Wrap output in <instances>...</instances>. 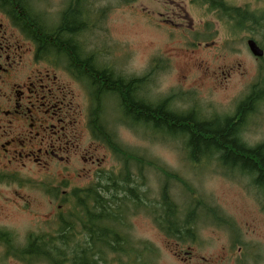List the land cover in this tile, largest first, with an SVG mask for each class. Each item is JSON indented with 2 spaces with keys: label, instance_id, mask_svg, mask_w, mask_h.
Listing matches in <instances>:
<instances>
[{
  "label": "flooded vegetation",
  "instance_id": "flooded-vegetation-1",
  "mask_svg": "<svg viewBox=\"0 0 264 264\" xmlns=\"http://www.w3.org/2000/svg\"><path fill=\"white\" fill-rule=\"evenodd\" d=\"M123 1L132 3L135 0ZM150 1L166 7L158 24L171 29L184 28L187 34L192 31V37H195V41L189 39L192 43L208 47L222 41L227 53L233 40L238 38L246 42L250 51L248 41L253 39L264 50V21L232 20L231 11L236 7L232 0ZM100 2L0 0V264H6L4 259L8 258L16 260L12 261L13 264H59L55 261L56 251L73 248L70 243H57L64 234L60 227L71 224L73 218L86 216L85 211H78L79 192L84 190L87 193L89 186L95 187L101 201L107 192L103 185L105 179L110 176L118 179L125 168L126 157L120 156L119 149L110 146L109 140L113 137L118 140V137L109 123L120 119L130 129L134 125L146 127V120L137 117L132 108L136 106L135 102L148 109L160 104L166 111V96L159 100H153L151 96L152 76L157 69L164 68L166 60L162 57L153 59L152 67L138 74L131 67L132 57L124 59L114 52L88 49L83 37L103 23L104 9ZM257 3L258 7L264 8V0H257ZM172 4H176L178 9L172 8ZM73 12H77L80 18L78 22L75 20L79 26L73 37L75 54L59 50L53 42ZM149 12L146 14L153 21L154 16ZM215 23L224 29L219 37H215ZM240 32L245 35H233ZM255 59L260 61V72L264 56ZM254 85L257 86L255 82L251 83L247 95L255 91ZM80 102L87 106V113L81 111ZM254 105L245 124L238 125V131L244 137L246 126L250 124L249 115L258 113L262 104ZM171 108L180 110L177 106ZM197 108L201 115V108ZM104 128L112 135L106 136ZM213 161L205 160V163L193 165L212 164ZM188 162L191 163L190 160ZM134 168L139 172L136 165ZM224 172L227 176L237 173L248 176L252 186L258 187L254 174L228 167ZM140 173L139 183L142 179L144 182L137 198L131 201H121L118 196L112 198V207L122 216L109 219L118 235L112 239H118L120 234L121 238L109 246L103 244L101 238L102 242L97 243L100 252L95 256L96 264L157 263L149 251L153 245L136 243L130 233L131 216L140 210L151 215L146 175L143 176L142 171ZM164 176L167 183V175ZM77 177L80 178L78 182L83 180L88 185L77 186ZM34 191L47 198V211L34 208V204L40 202ZM189 203L194 212L193 228L197 235V222L206 217L217 227L229 230L230 243L225 250L227 258L231 257L235 247V256L246 247L240 239V231L223 211L197 193L189 197ZM204 204L210 206L206 208ZM209 208L213 209V216ZM29 213L32 214L29 219L33 225L28 223L30 226L21 231L15 229L19 228L17 225L6 221L13 214L17 217ZM67 235L70 239L79 235L81 250L93 246L88 243L84 227L74 235ZM184 254L188 257L182 259L188 261L194 256V251L189 247ZM176 255L182 257L178 253ZM67 263L71 264V261Z\"/></svg>",
  "mask_w": 264,
  "mask_h": 264
},
{
  "label": "rangeland",
  "instance_id": "rangeland-1",
  "mask_svg": "<svg viewBox=\"0 0 264 264\" xmlns=\"http://www.w3.org/2000/svg\"><path fill=\"white\" fill-rule=\"evenodd\" d=\"M232 3L236 7L245 8L247 4L251 9L258 7L257 0H232ZM102 6V25L88 31L83 40L89 50L114 52L124 59L132 57L131 67L138 74L147 72L152 67L153 59L162 57L166 60L164 68L157 69L152 76L153 100L179 93L181 96L173 98L174 107L189 110L192 105L197 104L204 116L214 113L231 115L240 99L248 94L251 83L259 76L260 61L255 59L241 38L233 40L232 48L226 53L222 41L214 42L208 47L202 43L199 46L189 40L193 38L195 41L192 31L189 30L187 34L184 28L160 26L157 21L160 14L165 13L166 7L157 1L135 0L128 3L123 0H101L100 7ZM172 8L178 9V6L172 4ZM149 11L154 16L153 21L146 14ZM213 29L215 37L221 36L224 31L218 23H215ZM80 109L83 113L88 112L83 102H80ZM249 119L245 138L251 144L264 141V103L258 113L249 115ZM109 127L126 149L178 174L210 205L228 215L237 231H240V239L247 248L235 256V247L231 257L227 258L225 250L230 243L229 230L217 227L206 217L197 222V241L179 242L176 238L168 237L159 228L152 214L140 210L129 219L130 233L135 241L150 243L158 250L154 256V262L157 263L154 264H264V196L255 185L252 186L250 177L238 173L227 176L215 162L194 166L188 162L181 140L175 142L159 132L154 133L149 127L134 125L130 129L120 119L112 120ZM144 168L145 185H148L147 197L159 202L166 178L153 167L144 165ZM78 180L79 177L77 182ZM76 185L82 187L88 184L81 180ZM169 190L181 211L180 219H183L191 206L189 197L192 194L175 179L169 182ZM33 193L40 201L34 204V208L47 211V198L41 192ZM14 214L6 221L17 225V231L30 226L28 223L33 225L29 219L31 213L17 217ZM189 247L194 251V256L188 261L183 260V257H188L184 251L189 250ZM177 253L182 257L177 256ZM13 260L16 261L14 258L4 259L6 264H13Z\"/></svg>",
  "mask_w": 264,
  "mask_h": 264
},
{
  "label": "trees",
  "instance_id": "trees-1",
  "mask_svg": "<svg viewBox=\"0 0 264 264\" xmlns=\"http://www.w3.org/2000/svg\"><path fill=\"white\" fill-rule=\"evenodd\" d=\"M78 19H80L79 14L73 12L68 21H66L65 26H63L64 28H60L57 36L54 34V46L59 48V50L71 52L72 54L77 53L73 37L79 27L75 22ZM231 19L237 21H264V8L251 9L249 4L245 8L233 7ZM45 42L51 44L50 41ZM255 83L259 87L254 85L255 91H251L249 95L239 102L237 106L238 112L234 113L237 118H235V115L229 116L220 113L205 117L202 114H198V106L195 104L189 110L171 108L173 98L181 96L179 93V95L172 93L166 97V111H163V106H160V104L152 105L148 109L139 102H135L136 106L132 108L136 112L137 117H143L146 120V127H149L154 133L163 131L161 133L167 138H172L175 142L181 140L184 144L183 149H185L184 151H186L187 157L192 164L196 165L205 163V160H214L213 162L217 163L221 169L227 170V167L236 168L250 175L254 174L256 175L254 179L258 186L257 188L264 196V141L251 144L238 131L239 123L245 124L247 114L254 109V104L264 103V66ZM105 134L106 136L112 135V132H108L105 129ZM109 143L112 148L121 151L120 156L126 157L127 161L123 164L125 168L121 170L118 179L111 176L105 179L106 181H104L103 185L104 190L107 192H104L101 201L98 198L95 187L89 186L87 193L84 190L79 192L78 211H85L86 216L73 218L71 224L60 227L61 232L64 234H62L61 241H57V243H70L73 248L70 250L58 249L56 251L55 261L59 264H68L67 261L69 260L71 264H96L95 256L100 252L97 243L102 242V239L104 240L103 244L108 246L116 241L119 242L121 234L118 239H112L113 236L118 235L115 233L116 229H114V225L110 223L109 219L122 218V216L116 213L112 207V198L118 196L121 201L124 199L131 201L138 197L141 191L140 186L144 182L142 179L139 183L138 174H141L140 172L142 171L144 176V165L163 172V174L167 175L168 180L174 178L181 182L190 191V194L196 193L192 185L178 174L158 165L153 160L129 151L114 137L109 140ZM134 165L137 166L139 172L135 170ZM169 182L164 183L162 186L160 201L154 202L151 200L150 211L153 219L168 237L176 238L182 243L188 240L195 241L198 239V235L193 228L194 212L190 209V206L186 210L187 212L183 219H180L181 211L170 193ZM204 206L208 208L210 205L204 204ZM209 212L213 216L212 208H209ZM80 227H84L87 230L88 243L93 245L89 249H80L81 240L79 235L74 239H70L67 235L69 233L74 235ZM135 242L144 244L142 241ZM149 251L152 254V259H154L158 250L153 246L150 247Z\"/></svg>",
  "mask_w": 264,
  "mask_h": 264
},
{
  "label": "water",
  "instance_id": "water-1",
  "mask_svg": "<svg viewBox=\"0 0 264 264\" xmlns=\"http://www.w3.org/2000/svg\"><path fill=\"white\" fill-rule=\"evenodd\" d=\"M248 45L255 56L262 57L264 55V50L259 47L255 40L250 39Z\"/></svg>",
  "mask_w": 264,
  "mask_h": 264
}]
</instances>
